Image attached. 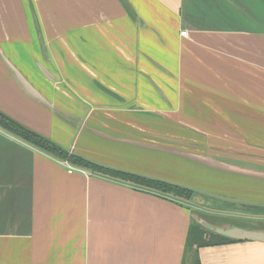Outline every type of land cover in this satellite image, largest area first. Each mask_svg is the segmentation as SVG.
Returning a JSON list of instances; mask_svg holds the SVG:
<instances>
[{"label":"crops","instance_id":"0c3cea01","mask_svg":"<svg viewBox=\"0 0 264 264\" xmlns=\"http://www.w3.org/2000/svg\"><path fill=\"white\" fill-rule=\"evenodd\" d=\"M212 1L219 6L209 0H33L39 39L38 26L29 24V1L0 0V112L100 166L195 188L157 168L171 160L142 133L141 116L150 109H141L140 86L142 80L188 81L190 58L204 72L199 80L215 81L220 48L263 58L264 24L226 26L215 9L233 2L229 8L263 17L248 3L264 0ZM157 65L180 70L151 73ZM144 104L155 108V98ZM223 202L235 206L221 203L220 212L253 211L244 202ZM199 217L189 203L70 167L0 130V264H264V241L190 246L193 222L204 221ZM259 222L260 229L206 223L264 234Z\"/></svg>","mask_w":264,"mask_h":264},{"label":"rangeland","instance_id":"374dc122","mask_svg":"<svg viewBox=\"0 0 264 264\" xmlns=\"http://www.w3.org/2000/svg\"><path fill=\"white\" fill-rule=\"evenodd\" d=\"M28 1L32 13L29 24L37 27L35 2ZM232 3L222 2V8H217L221 10L215 9V13L221 14L222 20L227 22L226 26L253 24L261 29L260 24H264L263 2L248 3L252 12L263 15L255 18H250L244 10L229 8ZM209 5L219 6L212 0H209ZM50 19L54 20L53 17ZM65 21L68 25L69 19ZM38 30L40 39L39 26ZM62 36L69 38L65 32ZM44 52L48 59L49 51ZM191 52L195 53L193 49ZM220 52L221 65L219 73L214 71L215 81L199 80L203 71L198 68L195 58L189 59L188 72L193 75L188 81H179L177 77L160 78L162 80L156 82L141 81V109H150L141 116L142 133L155 139L156 147L171 160V163L167 162L166 169L163 163L157 164V168L162 170L160 173L217 198L258 208L249 209L255 212L251 217L247 207L220 212L219 209L224 207L217 202L219 199L196 197L189 204L198 208L204 221L216 226L236 224L247 229H260L259 221L264 220V56L262 59L256 57L260 60L257 61L248 52H244L246 57L231 54L223 48ZM54 55H57L55 51ZM214 55L218 56V51ZM247 56H251L253 61H248ZM205 68L211 72L215 70ZM149 69L151 73L174 74L180 67L176 70L175 67L165 69L157 65ZM65 74L68 76L67 71ZM53 89L58 93V89ZM149 96L155 98V108L144 104Z\"/></svg>","mask_w":264,"mask_h":264},{"label":"trees","instance_id":"16d2710c","mask_svg":"<svg viewBox=\"0 0 264 264\" xmlns=\"http://www.w3.org/2000/svg\"><path fill=\"white\" fill-rule=\"evenodd\" d=\"M0 130L11 134L13 137L33 147L37 151L42 152L59 162L68 163L69 165H72L76 169L97 172L101 175H105L107 177L116 180L131 183L137 187H140L142 189L151 192H155L162 196L170 197L171 199L179 202L190 203L196 197L209 199V197L206 195H202L190 190L178 188L164 182L151 180L135 174H130L123 171H118L115 169H110L100 166L92 161H89L77 154L70 152L67 149L60 147L51 140L27 129L18 122L5 116L1 112H0ZM220 202L226 206L233 205L231 203H227L223 201ZM255 209L257 210L258 208ZM199 218L203 219L201 217ZM234 242H238V241L208 231L199 222L194 221L192 224L190 230V246L195 245L196 248L200 249V248L222 246ZM196 264H200V262L198 261Z\"/></svg>","mask_w":264,"mask_h":264},{"label":"water","instance_id":"95a60500","mask_svg":"<svg viewBox=\"0 0 264 264\" xmlns=\"http://www.w3.org/2000/svg\"><path fill=\"white\" fill-rule=\"evenodd\" d=\"M130 174H133V173H130ZM139 176H141V175H139ZM141 177H144V178H147V179H151V180L160 181V182H164V183H167L169 185H172V186H175V187H178V188L190 190V191H193L195 193H199V194H202V195H206V196L217 198V197H215L213 194H211L209 192L202 191V190H199V189H195V188H192V187H187V186H183V185H180V184L167 182V181L160 180V179H157V178H150V177H145V176H141ZM217 199L222 200V201L225 200V199H221V198H217ZM227 201H230V200H227ZM230 202L237 203L236 201H230ZM201 223H202V225H204V227L210 229L211 231H215L217 234L222 235L224 237H228V238H232V239H238V240H244V241H264V234H261V233H258V232L247 231V230L240 229V228L219 229V228H214V227L210 226L209 224H207L204 221H202Z\"/></svg>","mask_w":264,"mask_h":264},{"label":"built area","instance_id":"2783aa9c","mask_svg":"<svg viewBox=\"0 0 264 264\" xmlns=\"http://www.w3.org/2000/svg\"><path fill=\"white\" fill-rule=\"evenodd\" d=\"M188 35V32L187 31H183L182 33H181V36L182 37H186ZM71 172V171H70Z\"/></svg>","mask_w":264,"mask_h":264}]
</instances>
